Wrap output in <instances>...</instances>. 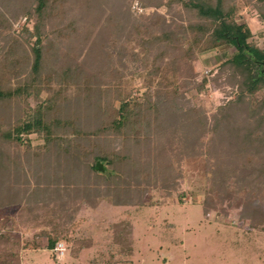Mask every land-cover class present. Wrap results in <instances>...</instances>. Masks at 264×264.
Returning a JSON list of instances; mask_svg holds the SVG:
<instances>
[{"label":"trees","instance_id":"1","mask_svg":"<svg viewBox=\"0 0 264 264\" xmlns=\"http://www.w3.org/2000/svg\"><path fill=\"white\" fill-rule=\"evenodd\" d=\"M132 1L0 0V264H22L21 250L41 247L44 237L46 248L54 251L60 240L74 244L77 234L74 223L65 231L44 230L36 234L37 239L24 242L13 230L19 226L16 213L11 212L14 208L22 207L25 220L39 224L38 217L56 211L54 207L43 211L49 200L55 202L52 206L74 198L100 209L144 206L154 192L174 190L170 176H180L178 155L193 143V149L209 155L213 166L202 201L204 216L216 211L227 215L230 206L224 202L239 201L242 215L252 216V226L242 230L225 225L228 237L241 246L245 261L253 262L249 254L264 260V39L254 37L247 20L240 21L247 8L264 24V0H166L167 5H175L174 26L169 27L167 16L158 12L135 16ZM148 2L152 5L151 0H141L144 6ZM22 16L26 20L16 30ZM191 33L194 38L189 40ZM198 46L235 48L215 75L230 85L231 99L218 105L219 115L212 119L198 111L191 115L199 105L195 100L204 99L201 93L212 79L203 73L200 79L195 75ZM80 48L84 52L76 56ZM60 52L68 57L66 68L50 59ZM140 54L139 75L145 79L142 98L123 96L116 105L115 93L120 89L115 87L120 86H113L109 93L105 85L95 89L104 82L97 81L89 90L92 96L80 102L81 106L91 103L97 111L90 126L81 119L83 113L67 111L60 93L70 83L105 80V71L114 62L125 65ZM57 66L62 68L59 87L53 80ZM112 70L120 71L117 65ZM160 78H165L163 92L176 104L172 123L165 124L157 101L145 104L153 97L149 93L152 79ZM191 90L196 92L193 102L186 96ZM17 146L26 151V159ZM144 150L150 158L142 159L141 155H147ZM36 157H41L37 166L32 164ZM235 162L241 178L229 184L227 180L238 172L229 167ZM250 183L251 193L239 198L236 192ZM143 196L148 201L141 200ZM113 264L133 263L118 259Z\"/></svg>","mask_w":264,"mask_h":264},{"label":"rangeland","instance_id":"2","mask_svg":"<svg viewBox=\"0 0 264 264\" xmlns=\"http://www.w3.org/2000/svg\"><path fill=\"white\" fill-rule=\"evenodd\" d=\"M151 2L152 5L148 2L144 6L141 4V0H133L131 11L135 16L141 13L150 15L153 12H158L167 16L168 27L173 25V17L176 15L174 13L175 5H167L166 0H151ZM49 14L52 15V11ZM89 15L93 16V14ZM103 18L104 16L97 17L96 21ZM241 18L240 21L247 20L249 22L255 38L260 35L264 39V24L257 18L256 14H252L245 8L241 13ZM25 20V16L19 17L15 23L16 30L23 27ZM130 27L132 30L134 29V25H130ZM193 36L194 34L191 33L187 35V38L192 40ZM189 40L187 45L191 44ZM1 46H8V43H2ZM88 46L86 48L89 49L90 46ZM81 48L84 49L85 46ZM81 48L75 50L76 56L79 52L80 55L83 54L84 50ZM197 48L193 61V70L197 73L195 75H198L197 78L200 79L199 76L203 73V75L212 76V79L208 81L206 89L201 93L204 99L195 100L199 105H197L196 110L193 108L191 115H197L198 111L212 119L215 114H218V105L231 99L230 85L226 84L223 76L216 78L215 75L220 71L219 64L225 60L226 56L234 52L235 48L233 46L225 49L203 50L202 46ZM76 56L73 59L78 60L79 57ZM67 58L61 52L59 55L50 56L51 61L57 62L59 66L64 68L67 67ZM75 60H72L74 66L77 65ZM142 62V55H136L134 62H127L125 65L119 62L122 66L114 62L113 65H110L105 71V80L92 78L91 80L82 79L77 84L70 83L69 87L60 93V96L66 99L64 102H66L67 111L75 112L76 110L77 113H83L81 119L86 122L85 126H90L92 115L96 117L95 112L97 111L91 103L81 106L80 102L86 96H92L89 90H93L92 84L97 81L104 82L97 83L94 88L97 89L100 85H105L106 89H111L109 93H113L112 87L115 85L122 88L115 87L120 89L119 92L115 93L116 105H119V99L123 96L132 95L133 98H142V91L145 88V79L139 75L143 67ZM116 65L120 70L118 72L112 70V67ZM59 66L56 69L52 68L54 69V85L58 87L62 77V68ZM152 80L154 84L149 88V93L153 97H149L145 104L148 101H157L159 103L158 109L164 112L165 124L167 122L172 123L174 121L172 112H174L176 104L175 101H172L170 94L163 92L165 78ZM194 93L196 92L191 90L186 95L189 100L192 99V102ZM97 102L99 103V101ZM95 121L98 123L97 119ZM212 121H210L211 124ZM185 125L187 129L188 127L189 130L192 129L191 125L187 123ZM192 131L189 132L191 135H193ZM193 145L194 143L192 147L187 149L186 153L178 155L177 177L179 174L180 176L178 178L170 176L171 181L175 182L174 190L170 185L169 189L173 191H169V193H164L163 190L154 192L151 202L144 206L121 205L103 209L92 208L87 206L81 198L64 200L58 206H52L55 202L48 199L49 201L47 200L46 208L43 211L50 212L49 209L52 207L56 211L41 218L38 217L39 224L31 218L25 220L23 217L25 212L22 207L20 209L14 208L11 212L16 213L14 214L15 224H19V226L15 225L13 230L24 239V242H27V239L28 241L37 239L36 234L39 235L44 230L52 233L56 230L65 231L76 223L77 234L74 244L67 245L64 240H60L65 245L64 255L60 256V252L56 249L51 251L46 248L47 241L44 237L43 240L40 239L42 241L41 247L21 250L22 264H113L118 259L120 262L130 259L133 264H264V260L254 259L253 254L248 255L249 258H252V263L245 261L246 254L241 252V246L237 247V242H232L234 240L228 237V228H225V225L242 230H247L252 226V216L242 215L243 209L242 206H239V201H231L233 205H230L231 202L227 200L224 202V205L230 206L227 215L216 211L210 213L209 217L204 216L202 201L205 197L207 179L208 176L210 178L213 166L209 165V155L203 153L202 149H193ZM21 147L17 146V148ZM174 150L179 152L178 147ZM20 153L22 154L21 157L26 159V151L23 148H21ZM142 153L147 152L144 150ZM141 156L142 159L150 158L148 153ZM40 158L36 157L31 163L36 165ZM43 159L45 162L42 164L46 166L48 160L44 156ZM229 167L230 169L235 167L238 171L235 176L233 173V177L227 180L229 184H232L236 177L238 180L241 178V173L238 169V163L235 162ZM251 185L250 183L244 190H238L236 195L239 198H245L249 195L248 193H251L252 188H249L252 187ZM140 199L148 201L145 196ZM118 222L121 226L114 227V224ZM240 231L239 235L242 234ZM110 249L113 251L112 253H109L108 250Z\"/></svg>","mask_w":264,"mask_h":264},{"label":"built area","instance_id":"3","mask_svg":"<svg viewBox=\"0 0 264 264\" xmlns=\"http://www.w3.org/2000/svg\"><path fill=\"white\" fill-rule=\"evenodd\" d=\"M55 249L58 250V251L60 252V253H59L60 256L64 255V252H65V245H64L63 243L60 242V243L56 246Z\"/></svg>","mask_w":264,"mask_h":264}]
</instances>
